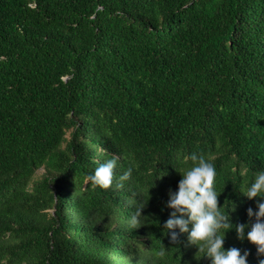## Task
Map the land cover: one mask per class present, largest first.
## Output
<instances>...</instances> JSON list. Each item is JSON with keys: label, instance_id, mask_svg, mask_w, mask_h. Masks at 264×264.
<instances>
[{"label": "trees", "instance_id": "16d2710c", "mask_svg": "<svg viewBox=\"0 0 264 264\" xmlns=\"http://www.w3.org/2000/svg\"><path fill=\"white\" fill-rule=\"evenodd\" d=\"M194 151L215 155L230 221L253 222L264 0H0V264H210L163 228ZM232 246L264 259L234 228Z\"/></svg>", "mask_w": 264, "mask_h": 264}, {"label": "clouds", "instance_id": "9594fccd", "mask_svg": "<svg viewBox=\"0 0 264 264\" xmlns=\"http://www.w3.org/2000/svg\"><path fill=\"white\" fill-rule=\"evenodd\" d=\"M184 167L175 191L169 190L166 206L171 209L163 228L172 241L181 233H187L189 241L198 247L202 256L209 258L210 264H249L247 249L235 246L225 248L226 233L235 229L237 238L247 239L256 245L257 253L264 255V169L258 170L243 192L249 199L260 197L257 208L247 209L248 216L254 217L251 223L233 224L222 205H218L217 167L212 153L191 152L183 157ZM118 158L112 157L90 174V181L107 188L113 183L114 170ZM163 173V172H162ZM131 174V169L126 175ZM161 174L160 176H163ZM131 217L132 225H141V209ZM247 229V231H246ZM167 250L161 248L159 255ZM259 264H264V259Z\"/></svg>", "mask_w": 264, "mask_h": 264}, {"label": "rangeland", "instance_id": "374dc122", "mask_svg": "<svg viewBox=\"0 0 264 264\" xmlns=\"http://www.w3.org/2000/svg\"><path fill=\"white\" fill-rule=\"evenodd\" d=\"M42 173H43L42 170L38 171V172L36 173L35 179H38Z\"/></svg>", "mask_w": 264, "mask_h": 264}]
</instances>
